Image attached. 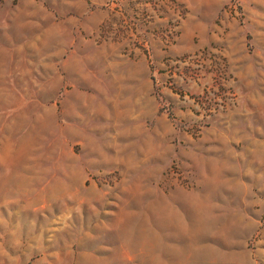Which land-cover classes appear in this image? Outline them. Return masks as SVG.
<instances>
[{"label": "rangeland", "instance_id": "374dc122", "mask_svg": "<svg viewBox=\"0 0 264 264\" xmlns=\"http://www.w3.org/2000/svg\"><path fill=\"white\" fill-rule=\"evenodd\" d=\"M0 264H264V0H0Z\"/></svg>", "mask_w": 264, "mask_h": 264}]
</instances>
